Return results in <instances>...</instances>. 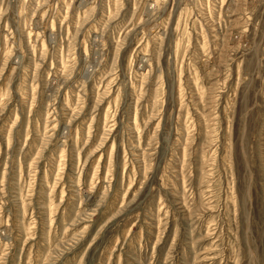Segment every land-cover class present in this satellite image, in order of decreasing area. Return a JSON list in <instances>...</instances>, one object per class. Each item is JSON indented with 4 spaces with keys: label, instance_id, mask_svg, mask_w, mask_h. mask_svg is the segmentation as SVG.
<instances>
[{
    "label": "rangeland",
    "instance_id": "obj_1",
    "mask_svg": "<svg viewBox=\"0 0 264 264\" xmlns=\"http://www.w3.org/2000/svg\"><path fill=\"white\" fill-rule=\"evenodd\" d=\"M0 264H264V0H0Z\"/></svg>",
    "mask_w": 264,
    "mask_h": 264
},
{
    "label": "bare ground",
    "instance_id": "obj_2",
    "mask_svg": "<svg viewBox=\"0 0 264 264\" xmlns=\"http://www.w3.org/2000/svg\"><path fill=\"white\" fill-rule=\"evenodd\" d=\"M143 61V60H142Z\"/></svg>",
    "mask_w": 264,
    "mask_h": 264
}]
</instances>
